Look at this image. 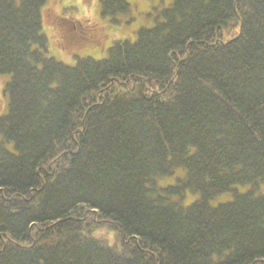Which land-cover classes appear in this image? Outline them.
<instances>
[{
  "label": "trees",
  "instance_id": "1",
  "mask_svg": "<svg viewBox=\"0 0 264 264\" xmlns=\"http://www.w3.org/2000/svg\"><path fill=\"white\" fill-rule=\"evenodd\" d=\"M46 1L0 0V264H264V0H171L72 65L43 25L102 50L130 4Z\"/></svg>",
  "mask_w": 264,
  "mask_h": 264
},
{
  "label": "rangeland",
  "instance_id": "2",
  "mask_svg": "<svg viewBox=\"0 0 264 264\" xmlns=\"http://www.w3.org/2000/svg\"><path fill=\"white\" fill-rule=\"evenodd\" d=\"M130 4V13L127 17L130 19L127 24H124L125 32L120 30V26L111 25L107 29L110 33V39L104 44V49H87L82 52H66L62 49L55 48L52 44V35H55V31L52 26L43 25L42 32L47 36V53L46 56L55 58L56 60L68 65L75 63L74 56L84 57L90 56L95 59L106 57L107 48L113 43L115 38H121L123 36H130L134 38V32L140 27H150L153 24V18L157 11L162 7L168 5L171 0H127ZM47 11L53 12L62 17H73L76 19H84L85 17L96 20L99 23H106L108 20L106 17L100 14L99 0H47L45 3ZM52 15V14H47ZM126 34V35H125ZM7 74H0V116L5 114L7 110V96L3 93V87L8 80ZM171 182V180H168ZM238 190L244 191L246 187H237ZM264 191V185L262 187ZM230 198V193L221 195L217 202H223Z\"/></svg>",
  "mask_w": 264,
  "mask_h": 264
}]
</instances>
